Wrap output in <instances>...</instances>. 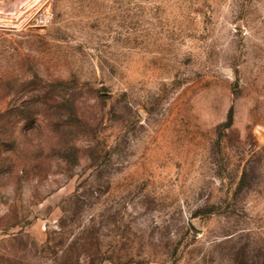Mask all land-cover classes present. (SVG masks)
<instances>
[{
    "label": "rangeland",
    "instance_id": "374dc122",
    "mask_svg": "<svg viewBox=\"0 0 264 264\" xmlns=\"http://www.w3.org/2000/svg\"><path fill=\"white\" fill-rule=\"evenodd\" d=\"M0 264H264V0H0Z\"/></svg>",
    "mask_w": 264,
    "mask_h": 264
},
{
    "label": "built area",
    "instance_id": "2783aa9c",
    "mask_svg": "<svg viewBox=\"0 0 264 264\" xmlns=\"http://www.w3.org/2000/svg\"><path fill=\"white\" fill-rule=\"evenodd\" d=\"M52 21V13L49 7L42 10L41 13L37 14L35 17V22L39 26H47Z\"/></svg>",
    "mask_w": 264,
    "mask_h": 264
},
{
    "label": "bare ground",
    "instance_id": "6f19581e",
    "mask_svg": "<svg viewBox=\"0 0 264 264\" xmlns=\"http://www.w3.org/2000/svg\"><path fill=\"white\" fill-rule=\"evenodd\" d=\"M21 1V0H20ZM25 1H30V0H25ZM12 6H13V4H11ZM20 5L21 4H17V5H14V7L12 8V9H14V10H17V12H18V10H19V7H20ZM10 11V10H9Z\"/></svg>",
    "mask_w": 264,
    "mask_h": 264
}]
</instances>
